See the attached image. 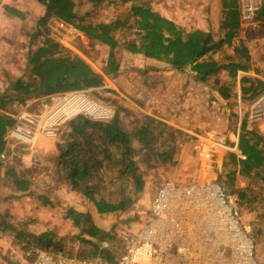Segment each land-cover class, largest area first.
<instances>
[{
  "label": "trees",
  "instance_id": "obj_1",
  "mask_svg": "<svg viewBox=\"0 0 264 264\" xmlns=\"http://www.w3.org/2000/svg\"><path fill=\"white\" fill-rule=\"evenodd\" d=\"M37 1L44 6V13L37 21L35 36L38 37L41 34L42 27H44L45 21L50 15L75 25L99 46L107 48L101 66L103 73L96 70L81 56L68 53L62 43L50 37L46 32L39 43L28 50L25 64V68L28 70L26 76L11 79L8 86L0 92V153L6 145L4 134L16 114L13 104L21 105L27 98L39 97L57 90L81 86H99L104 79L103 74L110 75L118 69L117 54L123 50L141 53L152 58H160L177 68L191 65L202 79H205L207 75L213 76L221 70L233 77L238 69L247 68L245 62H248L251 58L248 46L243 40L239 42L233 40L239 30L238 13L232 5L233 1L228 3L229 8L224 12V18L220 24L223 32L219 36H214L211 31H204L200 28H186L143 3H131L127 6L128 8L123 10L121 15L109 20L95 22L87 20L90 7H95L104 0ZM80 5H85L86 9L81 10ZM6 9L16 16L23 17L24 15L10 5H6ZM261 14L264 17V10ZM121 26L133 28L135 34L137 33V37L119 41L116 31ZM224 46H231V49L228 50ZM222 50L223 56L216 58L215 54ZM241 58L243 61H241ZM260 74L264 75V70ZM242 81L248 83L243 86L242 91L249 94L247 95L249 100L264 88V81L257 77L244 76ZM218 89L223 97L230 98V85L227 81L221 83ZM232 101L233 99H229L230 103ZM118 121L119 115L115 116L110 122L99 125V128L102 131L101 133L104 134L105 143H115L118 147L125 146L123 149L124 156L118 158V162L124 166L120 167L118 171L120 177H130L133 188L127 190L122 186L119 189L122 194L119 198H112L103 194L96 195V189L88 184L91 177L90 167L86 161L76 160L75 154H73L76 147L81 143L78 139H71L65 144H57L59 149L57 158L68 168L65 176L70 179L73 188L81 187L82 195L92 201L98 213L113 212L132 206L143 188L144 180L137 160L133 156L134 148L127 145L128 137ZM94 123V121L83 119L80 124L74 125V128L84 131L86 125ZM166 133L169 134V137L166 136ZM135 135L142 144L140 149H145L143 150L144 153L141 154L145 158L152 142L159 140L161 137V144L169 143V151L165 149L159 155H163L165 159L169 160L173 158L172 151L174 149L176 151L179 143L187 141L189 138L184 131L168 126L152 117L145 118L137 128ZM223 163L224 183L229 191L235 195L236 207L243 212L250 211L255 197L252 194V189L248 184L238 185L236 180L242 176L248 177L251 173H255L264 185V134L247 129L243 121L238 139V151L227 152ZM0 165H3L1 161ZM2 171L10 177V183L14 190L13 195L34 194L36 192L34 197L41 198L44 205L52 204L51 199L45 193L37 192L35 181L28 176H24L16 167L8 166ZM1 178L0 174V182ZM64 217L72 218L81 229L82 236L80 238L84 246L82 249H77L76 252L79 256L99 255L114 260L120 255L122 241L116 240L117 234L100 226L93 219L90 212L69 207L66 209ZM28 236L31 237L29 241L39 247L59 248L68 252L74 250L65 249L59 240L58 234L53 229H43L37 233H29ZM104 240L107 243L110 240H116L119 242V246L117 248L109 244L101 246Z\"/></svg>",
  "mask_w": 264,
  "mask_h": 264
},
{
  "label": "rangeland",
  "instance_id": "obj_2",
  "mask_svg": "<svg viewBox=\"0 0 264 264\" xmlns=\"http://www.w3.org/2000/svg\"><path fill=\"white\" fill-rule=\"evenodd\" d=\"M131 3H143L155 10L157 9V11L162 9L165 16L179 23L180 19L174 15V9L176 8L177 11L176 5L178 4L183 12L181 23L186 28L189 25L192 27V25L190 13L186 14L185 12L199 6L197 0H104L95 7H90L87 20L95 22L109 20L121 15L123 10L128 8L127 6ZM24 5L28 9L23 17L7 16L6 10L0 7V92L8 86L11 79L26 76L28 70L25 68V64L28 50L35 47L46 32L50 37L62 43L68 53L77 54L96 67L103 65L107 48L99 46L75 25L67 23L54 15H50L46 19L41 34L38 37L35 36L37 21L44 13V6L36 0H30ZM79 8L85 10L86 6L80 5ZM217 11L218 14L214 17L218 29L222 21V12ZM116 33L119 41L137 37L134 29L129 27L121 26ZM233 39L235 42L243 40L248 46L251 58L245 64L251 67L250 69L254 73L262 72L264 70V19L257 18L252 23L244 24ZM226 48L230 50L231 46ZM223 54L222 50L215 56L217 58L223 56ZM241 61H243L242 58ZM221 81L215 83L220 85ZM216 101L213 97L209 98V111L211 110L209 113L216 109ZM137 103L134 102L129 105L124 97L116 101V105L122 109L123 113V116L119 113L120 126L128 137L127 145L134 148L133 156L137 160L143 176V188L132 206L112 213H97L92 201L82 195L81 187H72L70 179L65 176L68 168L57 158L59 152L57 144H65L76 138L81 143L76 147L73 154H75L76 160H84L88 163L91 170L88 184L96 189V195L103 194L112 198H119L122 195L119 192L122 186L127 190H132L133 182L130 177H120L118 171L120 167L124 166L118 162V158L124 156L123 149L125 146L118 147L115 143H105L104 134L101 133L99 125L92 126L88 124L89 126L86 125L84 131H79L74 128V125L80 124L82 120H76L72 124H67L59 135L50 138L44 137L43 145L38 147L35 145L23 149L19 146L5 145L0 153L1 157L2 154H5L3 165H0L2 177L0 182V197H2L0 198V215L4 211L9 221L3 222L0 216V231L16 238V242L8 237L0 238V252L2 245L11 244L13 247L21 248L24 256L25 245L31 244L29 233L39 232L43 229L55 230L65 249H82L84 245L80 238L82 236L81 229L72 218L64 217V213L69 207L90 212L92 216H96V222L105 229L117 234L116 240L121 242L123 234L139 231L146 223L157 188L164 180L174 179L184 182V180L202 178L203 175L198 173L201 161L198 154V148H200L198 144L184 143L178 146L176 151L175 149L172 151L173 158L169 160L165 159V156L159 155L165 149L169 151V143L161 144L160 137L159 140L152 142L150 149L147 150L148 158L141 155L145 149H140L142 144L135 132L145 120L146 114ZM228 104L230 110H232V103L229 102ZM32 106L33 108L38 106V102L35 101ZM130 106L134 107L135 113L130 114ZM13 108L17 111L20 104H13ZM228 120L232 121L231 114L228 116ZM166 136L169 137V134L166 133ZM50 143L52 145H49ZM210 155L213 154L209 150V167L211 165H213L212 168L216 167V169L213 168V171L210 170V172L212 171L211 174L215 179L222 182L225 185L226 192L230 193L224 183V163L221 166L219 163L216 164L214 156L211 157ZM8 166H14L24 176L32 178L37 184L35 187L37 192L45 193L51 199L52 204L44 205L41 198L34 197L36 192L34 194L13 195L14 190L10 183V177L2 171ZM236 181L240 186L248 184L255 196L251 210L242 213V218L243 223L248 226L256 237L257 255L260 264H264V185L255 173H251L248 177L242 176ZM97 215L101 217L97 218ZM116 240H110L108 243L102 242L101 246L109 244L117 248L119 242ZM29 261L28 258L27 264H29ZM3 262L5 264H18L11 258L3 260Z\"/></svg>",
  "mask_w": 264,
  "mask_h": 264
},
{
  "label": "built area",
  "instance_id": "obj_3",
  "mask_svg": "<svg viewBox=\"0 0 264 264\" xmlns=\"http://www.w3.org/2000/svg\"><path fill=\"white\" fill-rule=\"evenodd\" d=\"M237 8L240 22L252 23L264 8V0H237ZM122 97L121 90L99 85L27 98L4 134L6 144L30 148L39 137L59 135L77 118L109 121L118 111L116 101ZM35 101L38 106L33 108ZM242 118L264 133V88L247 102ZM184 132L190 138L202 136L207 140L206 134ZM239 135L236 133L232 142L221 143L209 131V150L216 164L221 166L225 160H219L220 150L238 151ZM235 200V195L227 193L225 185L215 178L184 182L167 179L157 188L146 223L139 231L121 236L122 251L114 260L99 255L83 257L76 250L33 243L25 245L24 257L27 263L30 259L29 264H260L256 237L243 223L244 212L236 207Z\"/></svg>",
  "mask_w": 264,
  "mask_h": 264
},
{
  "label": "crops",
  "instance_id": "obj_4",
  "mask_svg": "<svg viewBox=\"0 0 264 264\" xmlns=\"http://www.w3.org/2000/svg\"><path fill=\"white\" fill-rule=\"evenodd\" d=\"M29 1L30 0H0V7L6 10L7 16H16L7 11L6 5H10L24 14L28 9L24 4ZM231 1H233L232 5L237 10V13H239L237 8V0H197L199 6H196V8L192 9L191 11L187 10L188 12H185L186 14L190 13L191 17L190 21L192 27H190L189 25L188 28H200L204 31H211L214 36L221 35L223 30L221 29L220 25L217 29L214 16L218 14L217 10H219V12H222L223 19L224 12L229 8L227 5ZM176 6L177 11L175 8L174 15L175 17L180 19L179 23L182 24L181 22L183 12L178 4ZM158 9L160 8L158 7ZM262 10H264V8ZM262 10L258 15V19H264L263 15L261 14ZM158 11H160L161 14L165 15V12L163 13L162 9ZM177 15L180 16L178 17ZM238 23L240 30L242 29L244 23L240 22L239 15ZM117 55L118 69L110 75L103 74L104 79L101 85L108 86V88L121 90L122 94L125 95V99L127 100V103H129V105L133 104L134 102H139L137 104L141 106V110L146 114V117L158 119L168 126L181 131H192V134L195 133V135L206 134L207 140L202 138V136H200V138L189 137L187 141L180 142L178 145L180 146L184 143H195L199 145L198 147H200L198 148V154L201 158V161L198 173L203 176L201 179L193 178L184 181H203L214 178L211 172L213 171V168L216 169V167L212 168L213 165L211 164V167H209V131L214 132V138L221 143L232 142V140H234L235 138V134L238 132L240 134L241 125L244 121L242 118L243 113L246 108L247 102L249 101L247 96L249 94L243 93L242 91L243 86L245 84L247 85L248 83H244L242 81V78L244 76H252L264 81V75L260 73H254L252 69H250L251 67L247 66L246 69H238L236 75L233 77L227 75L226 72L221 70L213 76L207 75L205 79H202L200 78L196 70L191 67V65H187L184 68H177L163 59L152 58L141 53H134L127 50H123ZM90 65H92L99 72L103 73L101 67H96L93 64ZM217 81H221V83L227 81V83H229L230 85V94L231 96L233 95V97H223L220 90L218 89L219 84L215 83ZM213 83H215V85H213ZM212 97L217 100V105L216 109H213V111L209 113L211 111H209V98ZM229 99H233L232 110H230L228 106ZM133 108L134 107L130 106V114L135 113V110ZM121 110V108H118L115 116L120 114H122L121 116H123ZM238 111L241 112L238 113ZM230 114L232 115V121L228 120V116H230ZM83 119L85 118H77L73 121H81ZM111 120L105 122L95 121L94 124L89 125H104ZM118 123L120 125L119 121ZM244 123L247 129H252L260 133L256 128H252L245 121ZM185 133L190 136L188 132ZM43 139L44 137H39L38 139H36L32 147H34L35 145L37 147L39 145H43ZM49 145H52V143H50ZM202 146H205L204 150L202 149ZM226 154L227 152L225 153V151L220 150L218 152L219 160L221 161L223 158H225ZM210 156L212 157L213 155ZM4 159L5 158L0 156L1 162H3ZM210 170L212 171L210 172ZM1 214L2 215L0 216L3 219L2 221L8 222L9 220H7L4 211L1 212ZM100 217L101 216L97 215V218ZM93 219L96 221V216H93ZM7 237L16 242V238L8 236V233L0 231V238ZM5 245L6 246L2 245L1 248L2 250L0 252V263L2 262L3 264H5L3 260L11 258L14 259L18 264H27L26 258L22 255L21 248L13 247L11 244Z\"/></svg>",
  "mask_w": 264,
  "mask_h": 264
}]
</instances>
